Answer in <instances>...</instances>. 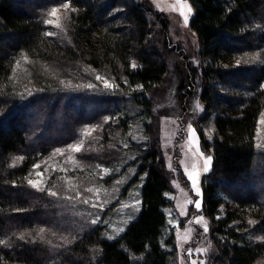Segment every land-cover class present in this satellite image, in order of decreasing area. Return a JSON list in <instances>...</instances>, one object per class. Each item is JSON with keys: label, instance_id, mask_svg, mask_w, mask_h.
I'll list each match as a JSON object with an SVG mask.
<instances>
[{"label": "trees", "instance_id": "trees-1", "mask_svg": "<svg viewBox=\"0 0 264 264\" xmlns=\"http://www.w3.org/2000/svg\"><path fill=\"white\" fill-rule=\"evenodd\" d=\"M191 1L200 65L189 64L192 76L179 73V92L191 99L194 87H200L195 97L204 100L205 115L214 116L216 133L209 144L213 163L203 179L204 211L218 248L212 260L256 264L264 257V167L256 168L255 141L264 112V0ZM66 2L0 0V264H176L175 235L167 234L165 211L171 204V178L152 135L151 94L169 82V57L182 49L170 37L169 19L148 0H70L61 41L49 35L47 21L52 9ZM22 54L77 67L112 68L127 79L126 95L80 96L77 114L72 113L76 103L51 91L20 96L12 91L11 76ZM248 54L261 59L240 61ZM84 105L102 106L96 112L99 119L101 114L115 116L103 125L104 144L97 146V157L109 165L118 157L110 132L122 137L138 116L151 137L146 149L138 151L134 178L143 177L141 211L112 239L100 224L58 222L56 200L27 179L34 162L71 138L69 127L82 120L92 123L83 114ZM55 117L60 121L47 125L45 119ZM19 154L23 160L14 164ZM241 184L248 187L242 193L227 186ZM61 231L71 236L67 243L54 237Z\"/></svg>", "mask_w": 264, "mask_h": 264}, {"label": "rangeland", "instance_id": "rangeland-1", "mask_svg": "<svg viewBox=\"0 0 264 264\" xmlns=\"http://www.w3.org/2000/svg\"><path fill=\"white\" fill-rule=\"evenodd\" d=\"M148 2L153 10L163 12L169 19L170 37L182 49H175L169 57L172 64L169 82L151 94L155 100L152 135L159 142L164 167L171 178V191L167 193L171 204L165 209L169 224L167 234L173 231L175 235L178 250L176 264H193V261L196 264H213L212 259L218 255V248L213 240L211 220L204 211L203 179L213 163L214 152L209 144L216 133L214 116L205 115L204 100L195 97L200 94V87L195 86L196 94L187 99V95L181 94L182 90L179 92L182 87L179 86L178 78L179 73L192 76L189 64L200 65V43L191 24L196 10L191 0ZM57 8L55 17L49 14V20L54 21L49 24V29L51 35L62 41L66 38L63 21L69 16V9L63 5ZM259 58L248 54L240 61L249 63ZM125 82L127 79L124 75H119L112 68L85 64L77 67L40 60L26 54L17 59L11 76L13 92L26 96L32 92L51 91L69 97L64 98L65 101H73L77 105L72 111L74 114L79 111L77 98L80 96L95 94L110 97L115 93H123L127 90L123 85ZM182 92L186 93L184 90ZM102 109V106L84 105L83 114L92 117V123L82 120L74 124V128L69 127L68 130L73 134L71 138L34 162L27 179L32 182L30 185L34 189L45 191L56 200L58 222L63 220L66 225L67 219H70L71 225L73 222L86 223L88 226L100 224L106 228V236L112 239L124 232L141 211L143 177L134 178L138 172V151L146 149L151 137L144 122L137 116L130 120L127 132L122 137L119 133L110 132L118 157L111 165L105 163L97 157L100 150L97 146L103 142V125L112 118L115 120V116L101 114L100 119L97 118L99 113L96 115V112ZM58 121L60 119L57 117L45 119L47 125ZM45 137L46 134H43L41 139ZM255 141L258 169L264 167V112L258 121ZM78 146L79 152L76 151ZM207 157H211V160L207 161ZM22 160V154L12 159L14 164ZM246 185L227 186L231 191L242 193L248 189ZM197 204L199 207H196ZM50 233L54 235L55 232ZM55 235L62 243H67L71 237L63 231ZM256 264H264V257Z\"/></svg>", "mask_w": 264, "mask_h": 264}, {"label": "snow or ice", "instance_id": "snow-or-ice-1", "mask_svg": "<svg viewBox=\"0 0 264 264\" xmlns=\"http://www.w3.org/2000/svg\"><path fill=\"white\" fill-rule=\"evenodd\" d=\"M69 6H70V0H69V2H66V3L63 4V7H64L65 9L69 8ZM57 12H58V8H55V7H54V8L52 9L50 15L53 16V17H55V16L57 15ZM185 20H187V17H185ZM47 23H48V24H53L54 21H53V20H48ZM51 34H52V33H49V35H51ZM132 67H135V65L133 64ZM97 79H100V77H97ZM76 151H78V152L80 151V147H79V146L76 148ZM206 160H207V161H210V160H211V157H207ZM36 167H39V165H37ZM205 170H207V169H205ZM29 183H32V182H29ZM51 194H52V195H55V193H51ZM196 207H199V204H197ZM205 230H206V228H205ZM191 254H192L191 251H189V255H191ZM193 264H196V262L193 261Z\"/></svg>", "mask_w": 264, "mask_h": 264}]
</instances>
